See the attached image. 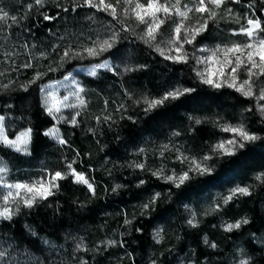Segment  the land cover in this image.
<instances>
[{
    "label": "trees",
    "instance_id": "16d2710c",
    "mask_svg": "<svg viewBox=\"0 0 264 264\" xmlns=\"http://www.w3.org/2000/svg\"><path fill=\"white\" fill-rule=\"evenodd\" d=\"M235 6L264 20V0H240ZM4 13L0 116L13 126L9 138L29 129L31 139L30 157L6 149L1 157L13 172L35 170L41 162L51 174L64 173L71 163L95 192L66 176L47 199L0 221L5 261L177 264L185 258L194 264H234L240 252L248 264H264V122L251 99L202 84L191 62L162 58L110 14L76 0H0V17ZM105 29L114 34L112 52L129 53V67L121 75L81 79L88 108L77 125L60 127L65 145L57 147L45 134L54 123L41 106L40 91L82 65L71 50ZM65 51L71 55L65 57ZM183 88L194 91L145 111V99ZM226 119L242 123L258 139L244 142L233 155L214 153L221 135L217 121ZM166 145L198 159L211 156L204 162L211 174L189 171ZM158 165L189 171L190 178L176 187L154 173ZM232 185L246 187L248 194L201 216L204 200ZM189 206L200 218L196 226L187 221ZM222 222L240 227L225 231Z\"/></svg>",
    "mask_w": 264,
    "mask_h": 264
},
{
    "label": "rangeland",
    "instance_id": "374dc122",
    "mask_svg": "<svg viewBox=\"0 0 264 264\" xmlns=\"http://www.w3.org/2000/svg\"><path fill=\"white\" fill-rule=\"evenodd\" d=\"M77 2H80L82 4H85L84 0H76ZM161 3H164L165 0H160ZM167 2L171 5H176L171 11L169 15H165V13L160 12L158 13V16L163 19V23L160 24L159 29L156 32V41H152L150 43H146L145 38H142L145 35V25L139 23L135 16L136 12L134 10V6L136 3H147V0H131V3H125V0H105V3L112 4L114 7H116L117 11V20L128 27L130 33L137 38L142 44H144L146 47L150 48L154 52H156L158 55L162 56L155 47H153V44L160 43L162 41H167L170 37H174L175 35V27L183 23L185 25V28L181 29V33L183 34L186 29H195L199 27L202 23L207 21V28L200 31L199 34L196 35L195 40L192 44H185L184 45V52L188 53L187 62H191L193 65V69L195 72V75L197 79L201 82V78L197 75V69L203 70L205 67V64L197 63V58H200L201 60L208 55L211 54V50H215L217 48L225 49L227 47H231L233 44H240L244 45L249 42L255 43V40L250 41L249 37L245 35L243 32L240 31L242 25H247V19L248 18H256V13L254 10H251L250 8H242L241 6H235L240 5L239 2H236V0H224V3L219 6L215 7L208 3V0H206V6L210 9H213L215 11V17L210 18L209 13H199L195 11V6H197L198 0H167ZM94 3L99 4V0H94ZM87 5V4H85ZM187 6L188 8H192V11H189L186 18H182L177 13L178 11H185ZM229 9L231 11H229ZM102 11L110 14V9L105 11L101 9ZM127 10V11H126ZM112 17V15H110ZM264 17V14H263ZM113 18V17H112ZM259 19V18H256ZM262 28H264V20H261ZM264 38V31H259L256 35V40ZM104 40H108L112 47L105 48L103 51H99L100 46L102 45ZM115 45L114 40V34L111 30H104L102 32H99V34H95L93 37L88 38L87 41L80 43V45L75 46L72 52V57L75 58L79 57V60L82 62V65L77 66L69 75H67L64 79L58 81V82H52L46 84L42 90L40 91V100H41V106L45 113L53 120V126H51L47 131L46 135L49 138V140L57 147H62L65 145L64 143H60L61 140H63L60 127L61 126H68L72 127L77 125L78 119L81 118V116H84L87 110V106L89 103L87 92L81 85V79L82 78H99L100 73H110L113 75H121L125 73L129 67V59L130 55L129 53L125 54L122 52H112L114 49L113 46ZM95 48L97 50L96 55H89L86 49L88 48ZM160 46L162 48H165V52L169 55L175 56L177 55L174 51H170L168 48L165 47L164 43H160ZM199 49H205V51H200ZM255 49H245L244 50V56L243 59L246 61V53L247 51H254ZM110 54L111 57L107 56ZM183 52L181 53V55ZM71 55V54H70ZM236 54H229L230 58H234ZM107 56V57H106ZM257 61H259V57H254ZM165 59V58H164ZM223 59V54L221 53L220 56L214 60L213 62H210L208 64V67L211 69H215L220 66V61ZM171 62H175L171 59H166ZM175 63H186V62H175ZM101 64H107L108 67H98V65ZM95 69L96 74L91 75V71ZM230 71V69H229ZM258 71V69L254 70ZM247 73L244 71L243 66L241 69L238 70V79L236 81L237 86L240 84L241 81L244 79H247ZM217 83H221L220 87H215L209 84L202 83L206 86H209L213 89H229L236 91L241 96L247 99H251L255 109L259 115V117L264 122V114L261 112V107L264 106V100H258L257 97L259 96V93L262 88H264V75L260 76H254L253 77V83H252V95L251 96H245L242 94L241 91H237L235 87H228V82L230 81L231 77H228V79L223 80L221 82V78L216 77ZM82 89V90H81ZM67 97L65 100L64 98ZM47 102V103H46ZM51 107L53 109V112L50 114L48 111V108ZM56 109H59L57 111ZM4 118V117H3ZM73 120H75V123H73ZM5 118L3 120H0V130H2V135H0V150L6 149L9 151H12L20 156L23 157H30V139H31V131L29 129H25L20 131L14 138L8 137V129L11 131L13 130V126L7 127ZM219 130L221 132V135L218 137V140L212 147L213 151L217 144H219L221 141L227 140L229 138H233V134L231 132H225L223 131L224 126H238L242 125V123L236 121L231 122L230 120H219L217 121ZM244 127V126H243ZM245 128V127H244ZM246 129V128H245ZM247 130V129H246ZM248 131V130H247ZM249 132V131H248ZM24 133H27V135H23ZM250 133V132H249ZM251 134V133H250ZM19 137V140L17 139ZM235 139L238 141V144L233 145H225L226 149H231L235 151L237 148H239V143H244L248 141H241L240 137L237 135L235 136ZM8 141H12L14 143L9 144ZM64 141V140H63ZM169 147V148H167ZM165 148H167L168 154L173 153V160L179 161L180 163H183L187 166L189 169L190 167V161L196 160L200 161L202 159H198L193 155L186 154L184 152H179L177 149V146H169L166 145ZM179 152V153H178ZM214 153H217L220 156H226V154H223L222 151H214ZM63 161L66 162V158L64 156L61 157ZM205 161H203L204 163ZM44 165L41 164V162H38L37 169L33 170H25L24 172H13L10 165L1 157L0 155V169H5L4 172H0V211L3 210L5 206L13 209L11 216L9 219L0 218V221L5 220L9 221L13 215L19 211L22 208H30L27 207L24 204V197L31 198L33 195L32 193L27 192L26 189L23 190H15L12 189L14 193L16 191L20 192V196L16 197L19 201V206L17 207L15 204H4L3 197L4 195H7L10 191L7 188V184H26V185H35L37 180H40L41 178H44L47 180L50 178V175H52L50 172H48L45 169H42ZM66 171L62 173V175L66 176H72L73 180L75 181L74 176L71 174L72 169L68 168V164L66 165ZM161 166L154 167V173L158 175H162V177H168L172 176L174 173L178 177L179 173L178 171L174 169H166V168H160ZM194 168V165L192 166ZM76 171V170H75ZM77 172V171H76ZM194 173H199V170H194ZM79 173V172H77ZM257 179L261 181L262 176L258 175ZM89 181V180H88ZM168 181V180H167ZM59 180L55 181L58 185ZM92 184L91 181H89ZM172 182V181H170ZM178 182V181H177ZM87 187V185L83 183H79ZM242 187L238 185H232L228 188H225V191L223 194L219 193H213L211 195V198L209 200H204V203L201 208V216H204L208 214L210 211L216 210L222 203H227L226 198L232 194V190ZM58 188L55 187L52 189V193L56 191ZM88 188V187H87ZM246 188V187H242ZM89 189V188H88ZM241 195V193H236L235 195H232L233 197H238ZM10 200L13 199L12 197L9 198ZM39 200L37 198L34 202L36 203ZM186 217L187 221L190 219H194L195 226L199 223V216L197 215L196 210L193 207H187L186 209ZM190 224V223H189ZM231 224L229 222H222L221 228L225 230V227ZM193 226V224H190ZM155 237H157L155 235ZM236 260L234 264H248L245 256L238 252L236 255ZM38 261V260H37ZM0 264H11L8 263L3 259V257L0 255ZM18 264V263H16ZM37 264H41L38 262ZM177 264H194L193 261H188L185 258H182L179 260Z\"/></svg>",
    "mask_w": 264,
    "mask_h": 264
},
{
    "label": "snow or ice",
    "instance_id": "6c2138e0",
    "mask_svg": "<svg viewBox=\"0 0 264 264\" xmlns=\"http://www.w3.org/2000/svg\"><path fill=\"white\" fill-rule=\"evenodd\" d=\"M41 0H36V3L39 4ZM85 4H87L88 7H95L98 10H111L110 15H112L113 19H117V11L116 7H114L112 4L105 3V0H99V4L94 3V0H84ZM119 2V0H118ZM236 2H239V0H236ZM125 3L130 4L131 0H125ZM208 3L219 7L224 3V0H208ZM178 4V0H177ZM176 7V5H171L165 0L164 3H161L160 0H147V3H136L134 6V10L136 12V20L145 25V35L142 38H145L146 43H150L152 41H156V32L160 27V24L163 23V19L158 16V13L163 12L165 15H169L172 11V9ZM185 11H178V15L182 18H186L189 11H192V8H188L185 6ZM127 11V10H126ZM195 11L199 13H209L210 18L215 17V11L213 9H210L206 6V0H198L197 6H195ZM229 11H231L229 9ZM7 13H4L3 17H0V19L6 18ZM13 21H15V17H12ZM45 19H49V17H45ZM185 28V25L183 23L178 24L175 27V35L174 37H170L167 41H162L160 43H164L165 47L168 48L170 51H174L177 55L172 56L165 52V48H162L160 46V43L153 44L152 46L156 48V50L164 56L165 59H171L175 62H187L188 53L184 52V45L185 44H192L195 40V37L197 34H199L200 31L207 28V21L202 23L199 27L195 29H186V31L182 34L181 29ZM127 30V29H125ZM241 32H243L245 35L249 37L250 41L255 40V43L249 42L244 45L240 44H233L231 47H227L225 49L217 48L215 50H211V54L207 57L203 58L202 60L200 58H197V63H203L205 64V67L203 70L197 69V75L201 78V82L205 84H209L215 87H220L221 83L216 82V77L221 78V82L223 80L228 79V77H231L230 81L228 82V87H235L237 91H241L243 95L245 96H251L252 95V83L254 76H260L264 75V38H260L256 40V35L259 31H264V28H262L260 19L256 18H248L247 19V25H242ZM112 47V44L108 40H104L102 45L100 46L99 51L105 50V48ZM245 49H255L254 51H247L246 53V61L243 59L244 56V50ZM200 51H205V49H199ZM89 55H96L97 50L95 48H88L86 49ZM183 54L181 55V53ZM223 54V59L220 61V66L211 69L208 67V64L210 62H213L216 60L220 54ZM234 58H230L229 54H236ZM70 55L69 51H65L64 56L67 57ZM259 57V61H257L254 57ZM27 66V65H26ZM243 66L244 71L247 73V79H244L240 82V84L237 86L236 81L238 79V70L241 69ZM98 67H108L107 64H101L98 65ZM230 69V71H229ZM258 69V71H254ZM95 69L91 71V75H95ZM82 90V89H81ZM191 91H194V89L189 88H183V89H176L175 91H170L164 94L160 98L155 99H145V103L147 104V107L145 108V111L150 110L151 108L162 105L165 101H167L169 98L171 99H177L180 96L190 93ZM65 100L67 97L64 98ZM258 100H264V88L261 89L259 96L257 97ZM47 103V102H46ZM59 111V109H56ZM49 113L51 114L53 112V109L51 107L48 108ZM261 112L264 114V106L261 107ZM4 118L0 116V120H3ZM73 123H75V120H73ZM223 131L225 132H231L233 134V138H229L227 140L221 141L219 144H217L214 148V151H222L223 154L226 155H233L234 151L231 149H226L225 145H237L238 141L235 139V136H239L241 141H254L258 139L257 136L250 134L242 125L238 126H224ZM0 135H2V130H0ZM23 135H27V133H24ZM19 140V137L17 138ZM9 144H12L14 142L8 141ZM60 143H64L63 140L60 141ZM243 143H239V147H243ZM208 159H211V156H204L202 160L196 161L192 160L190 161V167L189 171L199 170V174L203 175L205 173L211 174V168L204 164L203 161H206ZM194 165V168L192 167ZM139 167H143L142 165H138ZM68 168L72 169V164H68ZM5 169H0V172H4ZM189 171H184L177 177L174 173L172 176L165 177L166 180L172 181L176 187H179L181 184H183L187 179H189ZM71 174L75 178V182L77 183H83L87 185L90 191L95 194L94 189L92 187V184L84 177L82 173H77L75 170H72ZM65 176L62 175L61 171H56L54 174L50 175V178L45 180L44 178H41L40 180H37L35 185H26V184H7V188L10 190L7 195H4L3 200L4 204H15L17 207L19 206V201L16 199V197L20 196V192L16 191L15 193L11 191L12 189L15 190H23L26 189L27 192L32 193L33 195L31 198L24 197V204L27 207H32L33 202L39 198V199H47L48 196L52 194V189L57 187L58 185L54 183L57 180L64 179ZM2 179V178H0ZM178 181V182H177ZM143 183V181H141ZM236 193L241 194H248L247 188L237 187L232 190V194L229 195L226 198L227 200H230L232 198V195H235ZM157 196L159 194H156ZM12 197L13 199H9ZM155 202V197L150 199L149 204ZM143 207L147 208L148 204L144 205ZM13 209L5 206L2 211H0V218L9 219L11 216ZM126 223H130V221H125ZM190 224H194V219H190L188 221ZM244 223H247V220L243 221ZM240 222H237L236 224H228L225 227V231H231L233 228H239ZM159 232L156 233V236L159 237ZM207 242V241H206ZM212 247H215L214 244L211 245ZM246 264V262H245Z\"/></svg>",
    "mask_w": 264,
    "mask_h": 264
}]
</instances>
